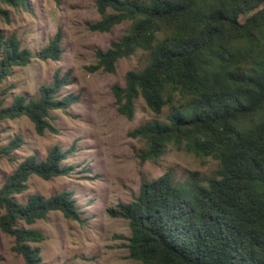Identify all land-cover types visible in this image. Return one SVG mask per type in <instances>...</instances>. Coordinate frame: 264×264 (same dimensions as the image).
Instances as JSON below:
<instances>
[{
    "label": "trees",
    "instance_id": "16d2710c",
    "mask_svg": "<svg viewBox=\"0 0 264 264\" xmlns=\"http://www.w3.org/2000/svg\"><path fill=\"white\" fill-rule=\"evenodd\" d=\"M0 3L26 6V0ZM96 6L101 18L92 29L109 31L123 21L131 26L96 51L90 69L114 72L118 59L139 49L149 54L141 70L126 74L124 86H113L118 111L127 118L140 98L157 116L165 114L130 131L146 144L141 160H158L172 144L218 161L205 183L196 176L179 183L169 169L142 181L135 198L119 205L131 231L129 256L142 264H264V0H96ZM61 39L58 30L38 57L58 59ZM32 56L15 34L0 33V82ZM68 83L56 73L38 97L19 94L0 108V120L27 115L38 133L53 129L50 110L72 102L56 98ZM21 141L16 137L0 153ZM69 152L55 145L43 159L28 156L0 187V228L15 236L25 264H45L40 247L30 243L45 236L19 220L34 223L52 210L82 220L72 190L33 193L25 202L15 198L32 174H67Z\"/></svg>",
    "mask_w": 264,
    "mask_h": 264
},
{
    "label": "rangeland",
    "instance_id": "374dc122",
    "mask_svg": "<svg viewBox=\"0 0 264 264\" xmlns=\"http://www.w3.org/2000/svg\"><path fill=\"white\" fill-rule=\"evenodd\" d=\"M0 9L6 11H0V33L15 34L34 55L28 64L13 66L0 82V108L12 105L19 94L38 97L40 88L50 85L56 73L69 80L56 98L70 96L72 100L64 108L50 110L53 129L41 134L27 115L0 120V148L16 137L22 140L13 151L0 153V187L28 156L43 159L58 145L70 151L63 160L68 173L47 179L32 174L28 187L15 198L25 202L33 193L49 197L72 190L82 218L75 220L52 210L46 218L30 224L19 220L18 225L43 232L44 240L30 243L40 247L45 264H142L129 256L131 231L128 220L118 213L119 205L135 198L142 181H153L169 169L179 183L193 176L205 183L218 161L196 157L172 144L156 161L139 157L146 144L130 131L152 118L164 119L165 114L157 116L140 98L134 117L127 118L118 111L113 86H124L129 71L141 70L148 52L139 49L118 59L114 72L89 68L97 64L96 51L106 50L126 34L131 22L123 21L109 31L92 29L90 24L101 18L96 0H26L25 7L0 3ZM58 30L63 52L58 59H41L39 52ZM4 212L0 208V216ZM15 244V236L0 228V264H25Z\"/></svg>",
    "mask_w": 264,
    "mask_h": 264
}]
</instances>
